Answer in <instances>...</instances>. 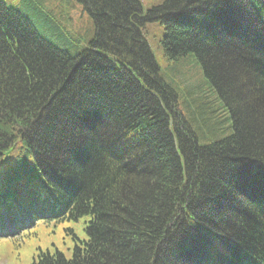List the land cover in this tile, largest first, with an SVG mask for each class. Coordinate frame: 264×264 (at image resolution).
Segmentation results:
<instances>
[{
  "label": "trees",
  "instance_id": "16d2710c",
  "mask_svg": "<svg viewBox=\"0 0 264 264\" xmlns=\"http://www.w3.org/2000/svg\"><path fill=\"white\" fill-rule=\"evenodd\" d=\"M77 2L95 32L71 55L0 0V226L82 217L71 258L30 264H264V0ZM153 20L167 59L195 54L224 138L178 111Z\"/></svg>",
  "mask_w": 264,
  "mask_h": 264
},
{
  "label": "rangeland",
  "instance_id": "374dc122",
  "mask_svg": "<svg viewBox=\"0 0 264 264\" xmlns=\"http://www.w3.org/2000/svg\"><path fill=\"white\" fill-rule=\"evenodd\" d=\"M17 9L47 41L71 55L80 53L94 37L91 15L77 0H3ZM145 12L162 0H139ZM145 39L160 68V76L177 94L178 111L201 144L230 133L231 118L216 89L205 77L194 53L176 60L164 55L159 20L142 27ZM82 217L77 220H37L29 228L0 237V264H30L40 251L60 252L71 258L75 243L86 238Z\"/></svg>",
  "mask_w": 264,
  "mask_h": 264
},
{
  "label": "bare ground",
  "instance_id": "6f19581e",
  "mask_svg": "<svg viewBox=\"0 0 264 264\" xmlns=\"http://www.w3.org/2000/svg\"><path fill=\"white\" fill-rule=\"evenodd\" d=\"M38 218V217H37Z\"/></svg>",
  "mask_w": 264,
  "mask_h": 264
}]
</instances>
